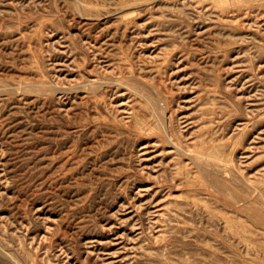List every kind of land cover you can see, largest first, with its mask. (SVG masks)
Wrapping results in <instances>:
<instances>
[{
	"label": "rangeland",
	"instance_id": "obj_1",
	"mask_svg": "<svg viewBox=\"0 0 264 264\" xmlns=\"http://www.w3.org/2000/svg\"><path fill=\"white\" fill-rule=\"evenodd\" d=\"M0 264H264V0H0Z\"/></svg>",
	"mask_w": 264,
	"mask_h": 264
},
{
	"label": "bare ground",
	"instance_id": "obj_2",
	"mask_svg": "<svg viewBox=\"0 0 264 264\" xmlns=\"http://www.w3.org/2000/svg\"><path fill=\"white\" fill-rule=\"evenodd\" d=\"M93 86H95V84H93ZM93 86H92V87H93Z\"/></svg>",
	"mask_w": 264,
	"mask_h": 264
}]
</instances>
